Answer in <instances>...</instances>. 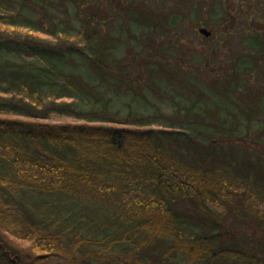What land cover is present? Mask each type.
<instances>
[{
    "label": "trees",
    "instance_id": "trees-1",
    "mask_svg": "<svg viewBox=\"0 0 264 264\" xmlns=\"http://www.w3.org/2000/svg\"><path fill=\"white\" fill-rule=\"evenodd\" d=\"M47 1L62 6L58 44L97 43V68H122L103 59L118 17L140 41L134 62L151 80L181 78L192 90L196 74L182 63L207 61L216 44L191 46L185 23L229 36L246 26L233 70L205 81L227 98L244 89L237 111L176 101L175 121L157 127L158 111L122 114L88 100L85 110L45 93L23 64H2L11 96L0 93V264H264V128L254 127L264 116V0H241L257 8L250 15L231 8L240 0ZM23 16L0 5L5 28ZM184 199L192 208H178ZM232 212L243 231L226 222Z\"/></svg>",
    "mask_w": 264,
    "mask_h": 264
},
{
    "label": "rangeland",
    "instance_id": "rangeland-1",
    "mask_svg": "<svg viewBox=\"0 0 264 264\" xmlns=\"http://www.w3.org/2000/svg\"><path fill=\"white\" fill-rule=\"evenodd\" d=\"M230 4L234 11L243 5L246 7L244 11L246 14L258 13L253 3L246 4L240 0L230 2ZM0 5L10 12L20 11L24 15L17 18L16 26L5 28L0 25V69L5 62H9V66L14 62L23 64L41 82L43 91L53 97H58L60 101L77 100L85 110L89 108L85 100L96 106L106 103L110 111H119L122 114L130 109L147 113L158 111L159 114L153 120V124L157 127H164L167 123L175 121L176 101L186 104L196 102L198 107L221 104L230 110L237 111L238 109L235 100L241 99V91L244 88L236 90L231 98H227L214 93L205 81L233 70L231 68L232 59L236 56L239 47L243 46L239 43L240 35L242 30L246 29V26H239V18L231 27L233 29L239 26L235 29V33L231 34L232 36L218 31L219 28L216 26H208L203 22L196 26H193L190 21L185 23V34L187 40L191 41V46L202 49L203 46L216 44L207 50V61L190 57L186 63H182L196 74L189 77L194 85V90H192L184 84L181 78H172L170 82H166L159 76L151 80L146 72L134 62L137 56L140 57L145 52L141 50L140 41L122 28L121 19L118 17L112 19V25L107 29L113 40L103 56V59L109 62H112V59H118L115 62L122 65V68L117 72L106 68L99 69L94 65L93 56L97 54L95 51L97 43L83 44L80 42L78 47L81 49L75 51L72 50L75 40L58 44L53 34L55 25L62 19L61 5L58 6L55 2L50 4L47 0H0ZM45 8H48V11ZM25 16L35 20L39 19V21L31 23ZM71 17L72 20L67 26L70 33H75L80 23L74 8H72ZM65 24L66 22L63 21L61 27ZM202 26L210 30L216 29L217 32L211 34L213 38L209 40L207 37L210 35L206 36L200 32L199 29ZM36 29L41 32H35ZM133 30L140 31V26L134 25ZM216 47L218 53L215 51ZM46 67L51 70H44ZM141 67L143 68V65ZM258 75L256 70L249 74L248 79L253 82L250 83L253 87L261 81ZM8 86V81L0 72V93L4 92L11 96V92L6 90ZM254 127L264 128V116L255 121ZM239 131L241 134L247 131L244 117ZM178 208H192V203L187 199L181 200ZM226 222L232 223V227H236L237 232L244 230L242 227L245 221L237 218L234 212L229 214Z\"/></svg>",
    "mask_w": 264,
    "mask_h": 264
},
{
    "label": "water",
    "instance_id": "water-1",
    "mask_svg": "<svg viewBox=\"0 0 264 264\" xmlns=\"http://www.w3.org/2000/svg\"><path fill=\"white\" fill-rule=\"evenodd\" d=\"M200 32L204 33L206 36H209L212 34V30L208 29L205 26L200 27Z\"/></svg>",
    "mask_w": 264,
    "mask_h": 264
}]
</instances>
